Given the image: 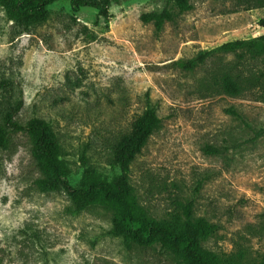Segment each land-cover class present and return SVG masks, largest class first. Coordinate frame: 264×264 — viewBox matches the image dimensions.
<instances>
[{
  "label": "rangeland",
  "instance_id": "obj_1",
  "mask_svg": "<svg viewBox=\"0 0 264 264\" xmlns=\"http://www.w3.org/2000/svg\"><path fill=\"white\" fill-rule=\"evenodd\" d=\"M189 1L191 9L159 32L139 14L172 8V0H124L111 6L108 20L92 7L56 0L44 23L21 33L0 6V79L21 92L18 120L51 123L73 182L83 168L81 149L111 173L108 145L148 94L161 123L131 165L140 203L160 219L176 201H192L196 216L218 225L204 248L228 253L238 243L257 256L264 253V102L257 87L229 96L213 84L230 71L263 78L264 57L238 62L232 53H214L192 70L175 61L263 35L264 7ZM30 148L20 131L0 150V264H177L158 247L111 235L103 209L73 212L64 191L41 189Z\"/></svg>",
  "mask_w": 264,
  "mask_h": 264
},
{
  "label": "trees",
  "instance_id": "obj_2",
  "mask_svg": "<svg viewBox=\"0 0 264 264\" xmlns=\"http://www.w3.org/2000/svg\"><path fill=\"white\" fill-rule=\"evenodd\" d=\"M56 0H0V6L19 33L44 23L48 7ZM124 0H69L73 9L92 7L98 17L108 20L110 8ZM246 8L264 7V0H238ZM189 0H172L168 6L142 11L139 20L151 23L156 32L164 24L184 11L190 10ZM264 28V16L258 20ZM214 53H232L238 62L246 58L264 57V34L244 39L225 41L197 55L175 61L185 70H192ZM221 93L237 96L245 90L257 87L264 102V77L241 76L238 72H225L214 81ZM145 107L135 114L129 126L117 131L108 145L107 165L110 174L92 164L84 149L79 158L83 164L80 176L73 182L71 168L65 158V150L51 123L38 116L26 120L16 118L23 105L20 90L15 92L9 79H0V150L5 149L11 134L25 132L30 138L31 155L40 171L38 186L45 191H64L69 198V208L79 212L88 208H100L111 216L110 234L121 237L127 245L158 247L177 264H264V253L254 256L247 247L235 244L231 252H213L203 247V242L218 230L216 223L193 212L192 201H176L166 217L154 218L139 201L131 181V165L141 153L149 137L159 127L161 119L156 107L145 96ZM230 113L235 114L232 108ZM207 153H216L213 146H205Z\"/></svg>",
  "mask_w": 264,
  "mask_h": 264
}]
</instances>
